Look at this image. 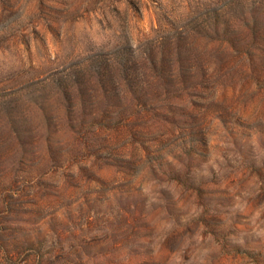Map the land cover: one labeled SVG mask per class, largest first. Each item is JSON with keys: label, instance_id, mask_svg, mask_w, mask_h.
Here are the masks:
<instances>
[{"label": "rangeland", "instance_id": "rangeland-1", "mask_svg": "<svg viewBox=\"0 0 264 264\" xmlns=\"http://www.w3.org/2000/svg\"><path fill=\"white\" fill-rule=\"evenodd\" d=\"M0 264H264V0H0Z\"/></svg>", "mask_w": 264, "mask_h": 264}, {"label": "trees", "instance_id": "trees-1", "mask_svg": "<svg viewBox=\"0 0 264 264\" xmlns=\"http://www.w3.org/2000/svg\"><path fill=\"white\" fill-rule=\"evenodd\" d=\"M108 71H110V70H108Z\"/></svg>", "mask_w": 264, "mask_h": 264}]
</instances>
